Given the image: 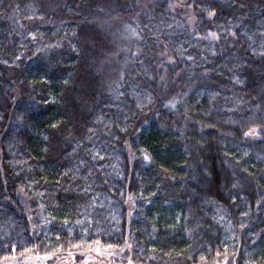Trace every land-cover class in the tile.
<instances>
[{"label": "trees", "instance_id": "1", "mask_svg": "<svg viewBox=\"0 0 264 264\" xmlns=\"http://www.w3.org/2000/svg\"><path fill=\"white\" fill-rule=\"evenodd\" d=\"M126 240L264 264V0H0V262Z\"/></svg>", "mask_w": 264, "mask_h": 264}, {"label": "rangeland", "instance_id": "2", "mask_svg": "<svg viewBox=\"0 0 264 264\" xmlns=\"http://www.w3.org/2000/svg\"><path fill=\"white\" fill-rule=\"evenodd\" d=\"M129 245L130 242L126 240L123 246L116 249L102 247L99 244L80 247L75 251H67L60 255L57 262L60 264H131L128 260L130 258ZM49 261H51L49 257L31 254L20 260L13 258L1 260L0 264H48ZM211 264H235V261L230 257H221Z\"/></svg>", "mask_w": 264, "mask_h": 264}]
</instances>
